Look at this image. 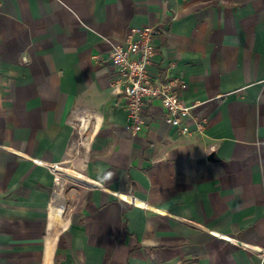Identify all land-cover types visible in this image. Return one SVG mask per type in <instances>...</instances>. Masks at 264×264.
<instances>
[{"label":"crops","instance_id":"1","mask_svg":"<svg viewBox=\"0 0 264 264\" xmlns=\"http://www.w3.org/2000/svg\"><path fill=\"white\" fill-rule=\"evenodd\" d=\"M139 25L203 132L156 99L126 126L108 57ZM0 264H264V0H4Z\"/></svg>","mask_w":264,"mask_h":264},{"label":"built area","instance_id":"2","mask_svg":"<svg viewBox=\"0 0 264 264\" xmlns=\"http://www.w3.org/2000/svg\"><path fill=\"white\" fill-rule=\"evenodd\" d=\"M3 1L0 0V5ZM160 33L161 29L156 25L133 26L121 44L112 46L108 57L114 66L111 90L123 99L127 113L126 126L132 133L147 125L146 104L154 99L163 108L165 123L177 128L182 135H187L191 133L187 123L193 121L195 131L201 133L207 121L195 117L192 106L180 96V91L186 87L185 82L173 75L161 80L148 71L158 53L154 40ZM174 66V63H169L166 68L172 70Z\"/></svg>","mask_w":264,"mask_h":264},{"label":"water","instance_id":"3","mask_svg":"<svg viewBox=\"0 0 264 264\" xmlns=\"http://www.w3.org/2000/svg\"><path fill=\"white\" fill-rule=\"evenodd\" d=\"M208 159H210V160H212L213 159V154L212 153H210L209 155H208V157H207Z\"/></svg>","mask_w":264,"mask_h":264}]
</instances>
